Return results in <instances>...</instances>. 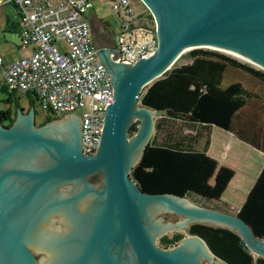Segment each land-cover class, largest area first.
I'll use <instances>...</instances> for the list:
<instances>
[{
  "label": "water",
  "instance_id": "95a60500",
  "mask_svg": "<svg viewBox=\"0 0 264 264\" xmlns=\"http://www.w3.org/2000/svg\"><path fill=\"white\" fill-rule=\"evenodd\" d=\"M141 1L155 19L150 52L130 63L117 61L118 50L92 37L112 92L92 152L80 150L74 111L36 125L32 104L25 112L17 105L9 124L0 121V264L222 262L195 233L184 232L169 246L155 241L190 221L227 226L244 249L264 256V236L254 235L237 214L185 195L143 191L129 175L155 111L137 104L141 86L184 49L201 44L226 47L264 66V0ZM94 171L99 180L87 181ZM163 210L180 217L162 220Z\"/></svg>",
  "mask_w": 264,
  "mask_h": 264
},
{
  "label": "trees",
  "instance_id": "16d2710c",
  "mask_svg": "<svg viewBox=\"0 0 264 264\" xmlns=\"http://www.w3.org/2000/svg\"><path fill=\"white\" fill-rule=\"evenodd\" d=\"M5 29H14L13 22L6 21ZM201 54L210 55L194 52L190 54L191 61L181 65L193 67V61L197 59V55ZM228 63L236 65L232 60H228ZM166 69L161 73H164ZM256 76L264 82L263 74H256ZM145 84L141 86L136 99L139 104L154 108L155 115L151 133L137 160L129 169V175L138 187L146 192H171L185 195L201 205L235 213L247 223L254 235L264 236V161L243 200L236 210L231 211L226 202L194 189V178L201 164L204 165L207 160L205 149L208 136L205 134L200 148H194L191 139L185 138L188 132L183 130L186 123L215 124L264 151V104L249 99L238 79L225 83L211 79L192 83L187 88L191 91V94L188 93L189 101L176 108L168 103V98L160 106L153 102V91L151 92L150 88L143 90ZM15 91H8L0 85V96H2L0 100L3 104L13 102L15 107L18 105ZM24 92L27 94L29 104H32L36 100L35 94L31 91ZM14 108L10 110L7 107H0V121L3 124L11 122ZM43 110L44 120L58 116L52 113L50 115L47 109ZM176 120L180 123L177 125L179 130L175 132L173 127ZM193 136L197 135L193 134ZM194 191L197 194H193ZM184 231L199 235L212 254L220 258L224 264H264V256H253L244 249L238 241V233L227 226L190 221L184 227ZM183 233L181 230L164 232L156 240L162 246H169L174 244Z\"/></svg>",
  "mask_w": 264,
  "mask_h": 264
},
{
  "label": "built area",
  "instance_id": "2783aa9c",
  "mask_svg": "<svg viewBox=\"0 0 264 264\" xmlns=\"http://www.w3.org/2000/svg\"><path fill=\"white\" fill-rule=\"evenodd\" d=\"M117 23L111 31L110 49L118 60L129 63L155 45V19L137 0H105ZM10 3L18 15V46L28 47L4 63L0 57V85L6 90L31 91L41 109L58 115L79 112L80 150L92 152L102 124L103 110L112 96L109 73L95 54V44L86 17L90 0H0ZM140 3V6H137ZM61 39L58 49L53 41Z\"/></svg>",
  "mask_w": 264,
  "mask_h": 264
},
{
  "label": "rangeland",
  "instance_id": "374dc122",
  "mask_svg": "<svg viewBox=\"0 0 264 264\" xmlns=\"http://www.w3.org/2000/svg\"><path fill=\"white\" fill-rule=\"evenodd\" d=\"M133 4H137L135 0H130ZM137 6H140L138 3ZM90 16L101 17L107 26V31H117V23L114 16L105 0H90V6L86 8V14ZM6 36L0 38V57L3 62H9L20 55L22 49L17 46V38L14 32L5 31ZM11 35L12 37H9ZM53 45L58 49L65 47L64 41L61 39L53 41ZM208 53L210 55H197V59L193 61V67H183L181 60H191L192 53ZM182 55L174 60L169 65L164 73H159L150 79L143 87V90L150 88L153 91L152 101L159 106L167 101L172 107L185 105L189 101L188 93L191 94L190 86L192 83H201L202 80L211 79L219 83H225L232 79H238L244 93L249 99L255 100L264 104V82L256 76L263 74L264 69L246 60L240 59L232 54L222 50L208 46H194L184 49ZM232 60L236 63L235 66L228 63ZM1 80V73H0ZM180 88H182L180 90ZM17 104L21 107V111L25 112L30 105L27 94L24 91H15ZM2 96H0L1 98ZM13 102L3 104L0 100V107H7L13 110L15 107ZM137 104H139L137 100ZM33 119L39 121L44 117V110L41 109L36 100L32 103ZM87 108V105H80L74 109V112L79 113ZM151 108V107H150ZM15 110V108H14ZM155 110V109H154ZM66 113V112H64ZM63 114L59 113L58 116ZM15 115V111L13 116ZM155 115V111L153 117ZM216 131V130H215ZM221 143H223L221 145ZM220 144V145H219ZM206 162H212L215 165L213 181L209 185L217 187L218 192L227 184L230 178H239V184H230L225 188V194L230 192L235 193V196L240 193L250 184L253 176L256 174L261 163L264 161V151L249 147L241 140L236 138L232 133L226 132L225 135H218L215 143L211 146V150L206 154ZM216 158V159H215ZM205 162V163H206ZM220 179V180H219ZM221 179L223 181H221ZM240 185V186H239ZM213 189V188H211ZM235 199V198H234ZM234 208V207H233ZM158 216L162 220H174L180 217L172 211L163 210L158 212ZM174 230L184 231V227L180 229L170 228L165 232ZM186 233V232H185ZM157 238V237H156ZM157 242V240L155 239ZM203 264H224L220 261H208L205 258L201 259Z\"/></svg>",
  "mask_w": 264,
  "mask_h": 264
},
{
  "label": "crops",
  "instance_id": "0c3cea01",
  "mask_svg": "<svg viewBox=\"0 0 264 264\" xmlns=\"http://www.w3.org/2000/svg\"><path fill=\"white\" fill-rule=\"evenodd\" d=\"M135 1H137V0H135ZM87 14L90 15V13H87ZM91 17H93V19L96 21L98 27H100V25L102 23L108 24L101 17H97L95 15L94 16L92 15ZM8 20L13 22L14 29H11V30L10 29H5L6 21H8ZM17 23H18V15H17V12L14 9L13 5L10 4V3H0V38H4L6 36V34L4 33V30L5 31H12V32L15 33L16 38H17V42H18ZM8 36L12 37L11 35H8ZM97 40H98V42L104 43L106 45L109 44L108 43V39H105V37L102 40H99V39H97ZM17 46H18V44H17ZM21 49H22L21 53L29 51L28 47H24V48H21ZM190 61H191L190 59L189 60H181L180 63L181 64L182 63H188ZM179 123H180V121H178V120L175 121V127H173V130L175 132L177 130H179V128H177V125H179ZM183 130H186L188 132L186 134L185 138L189 139V140L191 139L192 147H194V148H200L201 147V145L203 143L204 136H205V134H207L208 143H207V146H206V149H205V154L209 153V150H211V146L215 143L216 138H217L218 135H225V133L227 131L232 133L231 131L226 130V129H224V128L220 127V126H217L215 124L198 123V122L186 123L185 127L183 128ZM193 134H195L197 136H193ZM232 134L236 138H238L234 133H232ZM238 139L241 140L246 145H248L249 147L256 148V147L252 146L251 144H249L248 142H246V141H244V140H242L240 138H238ZM222 144L223 143H221V145ZM256 149H258V148H256ZM202 164H201V166H200V168H199V170H198V172H197V174H196V176L194 178V183H193L194 189L197 190V191L203 192V193L210 194L213 197H215V199H217V200H221V201L226 202L228 204V206H229V209H231V211L236 210V208L239 206V204L243 200L244 195H245L249 185L253 181V179H254L256 174L253 176L252 181L250 182V184L242 191V193L240 191V193L236 197L235 193L230 192L229 195H227V191H226V194H225L224 191H225V188L228 186V184H230L229 183L230 180L232 181L231 183L233 185L236 184V183L239 184V178L238 177L237 178H230L229 181L227 182V184L224 186V188H222V191L218 192V188L216 186L212 187L211 185H209L210 182H212L213 178L215 177L213 175V171H214L215 165L212 162H209L208 164L204 163V165H202ZM221 181H223V180L221 179ZM211 188H213V189H211ZM193 194H197V193L194 191Z\"/></svg>",
  "mask_w": 264,
  "mask_h": 264
},
{
  "label": "flooded vegetation",
  "instance_id": "af4514ba",
  "mask_svg": "<svg viewBox=\"0 0 264 264\" xmlns=\"http://www.w3.org/2000/svg\"><path fill=\"white\" fill-rule=\"evenodd\" d=\"M86 17H87V20H88V23H89V26H90V32H91L92 37L96 36L97 39H99V40H102L105 37V39H108V43H110V41H111L110 40L111 32L107 31L106 23H102L100 25V27H98V25H97L96 21L93 19V17H91L89 14H86ZM50 115H51V113H50ZM43 121H45V120L44 119H41L39 121H35L34 120V123L37 125V124H39V123H41ZM86 180L90 181L92 183L97 182L99 180V171H94V172L88 173L86 175Z\"/></svg>",
  "mask_w": 264,
  "mask_h": 264
},
{
  "label": "bare ground",
  "instance_id": "6f19581e",
  "mask_svg": "<svg viewBox=\"0 0 264 264\" xmlns=\"http://www.w3.org/2000/svg\"><path fill=\"white\" fill-rule=\"evenodd\" d=\"M199 46H208V47H212V48H216V49L222 50V51L227 52V53H229V54H232V55H234V56H236V57H238V58H240V59L246 60V61H248V62H251V63H253V64H255V65H258V66L264 68L263 65L257 63L256 61H254V60H252V59H250V58H248V57H246V56H244V55L238 53L237 51H234V50L228 49V48H226V47L218 46V45H210V44H201V45H199ZM134 119H135V118H134ZM134 119H133V120H134Z\"/></svg>",
  "mask_w": 264,
  "mask_h": 264
}]
</instances>
